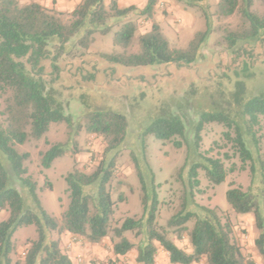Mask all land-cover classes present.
<instances>
[{
    "label": "trees",
    "instance_id": "trees-1",
    "mask_svg": "<svg viewBox=\"0 0 264 264\" xmlns=\"http://www.w3.org/2000/svg\"><path fill=\"white\" fill-rule=\"evenodd\" d=\"M184 1L190 5L195 3V0ZM255 1L263 6L262 13L252 9ZM157 2L146 0L143 8L138 10L134 5L121 7L116 0H110L108 4L104 0H81L70 11L69 20L64 22L61 12L38 2L0 0V114L3 116L0 121V209L9 213L8 218L0 222V264H72L60 245V236L65 233L82 237L92 244H98L109 236L115 256L136 249L135 261L139 264H153L158 247L168 253L172 264H192L202 260L205 264H256L236 238L230 220L224 218L216 207L195 201L199 170L204 171L213 184L222 182L226 176L222 159L199 152L203 128L211 123L226 129L222 136L231 144L233 154L241 160L240 168L248 166L252 181L257 177L259 187L257 184L256 190L252 185L246 190L231 186L226 191V199L234 213L253 216L258 232L253 245L261 264H264V160L258 148L252 151L246 140L250 135L254 145L257 144L254 128L264 122V96L247 99L233 114L223 110L199 113L192 127V148L198 159L188 166L185 178L182 171L186 165L181 167L178 174L183 185L180 208L163 226L157 222L160 201L153 172L146 166L149 172L145 176L136 160L141 216L114 219L116 203L124 200V194L119 192L116 199H112L110 183L116 172L119 148L126 138V116L114 111L89 110L83 114V123L75 126L71 115L66 113L63 98L47 85L45 62L57 71L59 59L75 46L87 48L95 34L110 32L114 26L111 20L119 21L131 11H137L150 20V29L137 37L136 52L103 53L105 60L125 67L168 63L188 66L194 63L211 31L209 16L206 14L205 30L197 32L186 48H170L159 24L153 20ZM235 13L239 14L240 24L234 29L225 28L219 42L231 54L244 51L249 55L245 46L252 48L258 42L264 43V0L217 1L219 16L229 17ZM136 30L133 21L122 22L113 34L114 45L122 49L131 46ZM249 70L248 61L244 60L242 71L249 75ZM53 79L51 77L50 81ZM235 83L241 84L240 81ZM234 99L239 103V97ZM57 122L66 123L74 136L84 130L100 136L105 144L103 157L92 172L75 168L66 174L69 202L59 219L40 205L36 183L27 174L25 166L29 153L18 152L15 148L17 144L38 140L51 123ZM143 134H152L162 141L172 140L176 147H180L182 140H186V121L179 115H164L147 125ZM67 144H51L40 154V164L49 167L55 158L66 152ZM233 169L234 163L228 170ZM16 181L26 189L33 202L31 207L24 203L13 186ZM91 186L95 191L86 192L85 188ZM189 222H192L191 226H188ZM28 225L35 226L37 237L29 241L22 258H14L16 245L13 234L19 227ZM129 232L140 236L137 245L127 238L126 233ZM52 233H56L58 238L53 239ZM168 233L177 240L187 237L191 250L178 246Z\"/></svg>",
    "mask_w": 264,
    "mask_h": 264
},
{
    "label": "rangeland",
    "instance_id": "rangeland-1",
    "mask_svg": "<svg viewBox=\"0 0 264 264\" xmlns=\"http://www.w3.org/2000/svg\"><path fill=\"white\" fill-rule=\"evenodd\" d=\"M143 6L144 3L141 7H135L140 10ZM252 9L258 13L263 12V6L258 1H255ZM59 12L62 13V20L67 22L70 11ZM206 14L211 20V31L202 43L196 61L188 66L168 63L125 67L102 57L103 53L129 54L138 50L137 37L150 29L151 21L137 11H131L119 21L111 20L114 26L110 32L95 34L87 48L75 46L71 52L59 59L57 71L52 70L48 62L44 64L47 85L63 98L66 113L71 115L75 126L83 123V114L89 110L114 111L126 116V138L119 148L116 172L110 183L112 199L115 200L119 192L124 194V200L116 203L114 219L141 216V189L135 167L136 160L145 176L149 172L146 166L153 172L160 201L157 222L164 226L167 219L180 208L183 185L178 174L181 167L186 165L182 171V177L185 178L188 166L198 159L197 152L192 148V127L199 113L223 110L233 114L247 99L264 96V43L258 42L252 48L245 46L250 53L246 55L244 51L231 54L219 42L225 28L234 29L240 24L238 13L229 17L219 16L217 0H195L193 5L184 0H158L153 20L159 24L170 48L183 49L197 32L205 30ZM128 20L136 24L137 30L131 46L122 49L114 45L113 34L122 22ZM244 60L250 66L249 75L242 71ZM51 77H54L52 81ZM235 81H240L241 84L237 85ZM236 97H239V103H235ZM170 114L182 116L186 121V140H182L180 147H176L172 140L162 141L152 134H143L152 121ZM2 120L3 116L0 114V121ZM225 130L222 125L215 123L207 124L203 128L199 152L222 159L226 176L222 182L213 184L206 178L204 171L199 170L195 201L201 205L216 207L224 218L230 220L236 238L245 246L258 233L253 216L250 214L251 219H247L234 213L227 202L226 191L231 186H240L246 190L250 185L256 190L259 183H256L257 177L252 181L248 166L240 168L241 160L233 154L231 144L225 142L222 136ZM254 132L257 144L254 145V140L249 135L246 138L248 146L252 151L258 148L259 155L264 160V122L255 127ZM66 142V152L55 158L49 167L40 164V154L51 144ZM104 146L100 136L84 130L74 136L73 130L66 123L57 122L51 123L38 140L17 144L15 148L18 152L29 153L25 166L27 174L36 183L40 205L48 214L59 219L69 202L66 174L75 168L92 172L103 157ZM225 155L228 157L225 158ZM233 163L234 169L228 170ZM13 186L19 191L24 203L31 207L33 202L26 189L17 181ZM85 191L93 193L95 187H87ZM8 216L7 210L0 209V222ZM250 222L253 225L252 230ZM191 224L189 222L188 226ZM250 231L253 232L252 236ZM126 236L134 245L139 243L140 236L130 232ZM168 236L178 246L186 250L190 248L187 237L177 240L171 233ZM36 237L35 226L19 227L13 234L16 245L14 258H22L29 241ZM51 237L56 239L58 235L52 233ZM91 244L70 233L60 236V245L64 252L69 254L75 249L78 251L74 259L81 260L76 264L117 263L116 258H110L107 254L102 259L90 256L86 247ZM97 245L104 250H110L112 242L108 236ZM133 251L136 252V249Z\"/></svg>",
    "mask_w": 264,
    "mask_h": 264
},
{
    "label": "crops",
    "instance_id": "crops-1",
    "mask_svg": "<svg viewBox=\"0 0 264 264\" xmlns=\"http://www.w3.org/2000/svg\"><path fill=\"white\" fill-rule=\"evenodd\" d=\"M38 2L41 5L45 6L48 9H54L57 11H71L81 0H20L21 3H29V2ZM110 0H104L106 4L109 3ZM118 5L121 7H127L129 5L139 6L141 7V4L146 2V0H116ZM143 1V2H142ZM218 1V0H217ZM241 218H247L251 219L250 214H243L240 215ZM253 225L250 222V230H252ZM253 235V232L250 231V236ZM253 237L250 241V243H247L244 246V249L247 253H250L252 258L254 259L256 264H261V259L258 253L256 252L254 245H253ZM86 250L90 252V256H95L96 258L102 259L106 254L110 256V258H113L117 260L116 264H139L135 261L137 253L135 251H130L124 255L115 256L112 252V249L110 250H104L97 244H91L86 247ZM190 248H187V251H190ZM78 255V251L75 249L72 253H69L68 256L72 262V264H76L77 261L74 259V256ZM153 264H172L169 261L168 253L164 251L163 249L158 247L157 254L155 256V260ZM192 264H204L203 261L192 263Z\"/></svg>",
    "mask_w": 264,
    "mask_h": 264
},
{
    "label": "built area",
    "instance_id": "built-area-1",
    "mask_svg": "<svg viewBox=\"0 0 264 264\" xmlns=\"http://www.w3.org/2000/svg\"><path fill=\"white\" fill-rule=\"evenodd\" d=\"M81 259L80 258H78V261H80Z\"/></svg>",
    "mask_w": 264,
    "mask_h": 264
}]
</instances>
